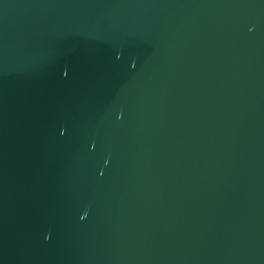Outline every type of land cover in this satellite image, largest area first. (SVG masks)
Listing matches in <instances>:
<instances>
[{"label":"water","instance_id":"obj_1","mask_svg":"<svg viewBox=\"0 0 264 264\" xmlns=\"http://www.w3.org/2000/svg\"><path fill=\"white\" fill-rule=\"evenodd\" d=\"M0 264H264V0H0Z\"/></svg>","mask_w":264,"mask_h":264}]
</instances>
